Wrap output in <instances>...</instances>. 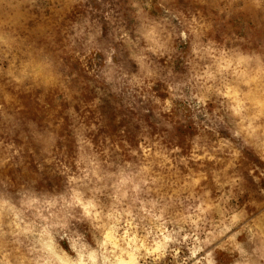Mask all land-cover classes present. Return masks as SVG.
Wrapping results in <instances>:
<instances>
[{"label":"rangeland","instance_id":"374dc122","mask_svg":"<svg viewBox=\"0 0 264 264\" xmlns=\"http://www.w3.org/2000/svg\"><path fill=\"white\" fill-rule=\"evenodd\" d=\"M0 264H264V0H0Z\"/></svg>","mask_w":264,"mask_h":264}]
</instances>
